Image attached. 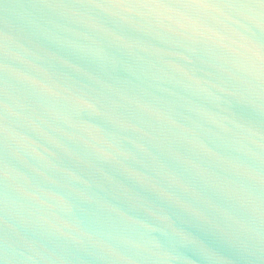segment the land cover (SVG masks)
Segmentation results:
<instances>
[{
    "label": "water",
    "instance_id": "1",
    "mask_svg": "<svg viewBox=\"0 0 264 264\" xmlns=\"http://www.w3.org/2000/svg\"><path fill=\"white\" fill-rule=\"evenodd\" d=\"M0 264H264V2L0 0Z\"/></svg>",
    "mask_w": 264,
    "mask_h": 264
},
{
    "label": "snow or ice",
    "instance_id": "2",
    "mask_svg": "<svg viewBox=\"0 0 264 264\" xmlns=\"http://www.w3.org/2000/svg\"><path fill=\"white\" fill-rule=\"evenodd\" d=\"M262 2H264V0H262Z\"/></svg>",
    "mask_w": 264,
    "mask_h": 264
}]
</instances>
